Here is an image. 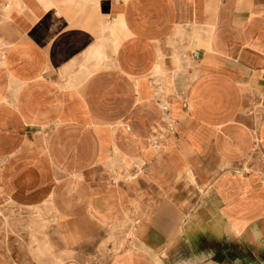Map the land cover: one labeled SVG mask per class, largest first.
I'll list each match as a JSON object with an SVG mask.
<instances>
[{
    "label": "crops",
    "instance_id": "0c3cea01",
    "mask_svg": "<svg viewBox=\"0 0 264 264\" xmlns=\"http://www.w3.org/2000/svg\"><path fill=\"white\" fill-rule=\"evenodd\" d=\"M9 202L48 263L264 264V0H0Z\"/></svg>",
    "mask_w": 264,
    "mask_h": 264
},
{
    "label": "rangeland",
    "instance_id": "374dc122",
    "mask_svg": "<svg viewBox=\"0 0 264 264\" xmlns=\"http://www.w3.org/2000/svg\"><path fill=\"white\" fill-rule=\"evenodd\" d=\"M86 189L75 187L74 193L81 197ZM80 201V198H79ZM38 209L17 207L13 203L0 204V249L10 256L13 263L7 264H63L48 263L50 251L48 245V235L43 236V232L48 231L49 221L34 219L33 212ZM43 211H45L43 209ZM39 212H41L39 210ZM8 218V219H7ZM43 231V232H42ZM236 249V248H235ZM38 250V251H37ZM38 252V253H37ZM87 255L91 260L98 256L110 253L90 251L89 253H74V255ZM244 254L247 258H262L264 253H252L251 251L242 252L235 250V256ZM39 257V258H38ZM6 264V263H0ZM64 264H111V263H64ZM241 264V263H233ZM245 264V263H243ZM254 264V263H249Z\"/></svg>",
    "mask_w": 264,
    "mask_h": 264
},
{
    "label": "bare ground",
    "instance_id": "6f19581e",
    "mask_svg": "<svg viewBox=\"0 0 264 264\" xmlns=\"http://www.w3.org/2000/svg\"><path fill=\"white\" fill-rule=\"evenodd\" d=\"M13 5V4H12ZM44 140V139H43ZM128 149V148H127ZM119 162V161H118ZM121 164V163H120ZM122 170V169H121ZM121 173V172H120ZM8 219V218H7ZM38 251V250H37ZM38 253V252H37ZM106 256V255H105ZM39 258V257H38ZM71 260V259H70ZM45 264V263H44ZM64 264V263H63Z\"/></svg>",
    "mask_w": 264,
    "mask_h": 264
}]
</instances>
